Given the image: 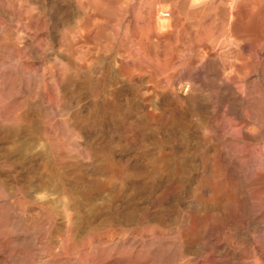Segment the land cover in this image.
Listing matches in <instances>:
<instances>
[{
  "label": "bare ground",
  "instance_id": "1",
  "mask_svg": "<svg viewBox=\"0 0 264 264\" xmlns=\"http://www.w3.org/2000/svg\"><path fill=\"white\" fill-rule=\"evenodd\" d=\"M217 3L0 0V264H264V0Z\"/></svg>",
  "mask_w": 264,
  "mask_h": 264
},
{
  "label": "rangeland",
  "instance_id": "2",
  "mask_svg": "<svg viewBox=\"0 0 264 264\" xmlns=\"http://www.w3.org/2000/svg\"><path fill=\"white\" fill-rule=\"evenodd\" d=\"M215 2H218V3L220 4V3H221V0H220V1H219V0H215ZM218 3H217V4H218ZM164 4H165V3H164ZM217 4H216V6L219 5V4H218V5H217ZM176 16H177V15H176ZM176 16H175V17H176ZM175 19H176V20L173 21V22H176V21H177V18H175ZM173 20H174V19H173ZM209 22H210V21H209ZM214 32H215V31H214ZM230 219H232V220H230ZM230 219H229V222L232 221V225H233V226L231 225V231H232V232H231V231L229 232L228 229H230V228H229L230 225H227V226H222V228H221V227L218 228L219 230H217V231L215 232L216 234H214V235L217 237L219 233L221 234V236L218 237V240H219V241L221 240V241H220L221 243L219 242L221 245H222V244H227V241H225V243H224V240H223V242H222V239H223V237H224L225 234H226L227 236H231V235H232V237H233V235H235V237H233V240H232V237H231V239L228 237V238H229V241L231 240V243H233V241H234V242L237 241L236 236H237V237L240 236V238L242 239V240H238V241H240L239 243H241V241L245 243L246 235H247L246 232H245V231H244L245 233H244V232H241L240 235H239V233L237 232V230H238V231H242V230H240L241 226H240V228H239V225H241V223H240V220H241V219H239V217H238V218L233 217V218H230ZM234 220H235V221H234ZM233 221H234V222H233ZM234 224H236L235 226H236L238 229L234 226ZM224 227H225V228H224ZM232 227H233V228H232ZM222 229H223V230H222ZM224 230H226V231H224ZM227 230H228V231H227ZM221 231H222V232H221ZM223 231H224V232H223ZM233 231H234V232H233ZM242 233H244L245 235L242 234ZM220 234H219V235H220ZM222 234H223V235H222ZM228 234H230V235H228ZM244 237H245V238H244ZM243 238H244L245 240H244ZM219 243H218V244H219ZM244 243H241L240 246H242V247L245 248L246 244H244Z\"/></svg>",
  "mask_w": 264,
  "mask_h": 264
}]
</instances>
